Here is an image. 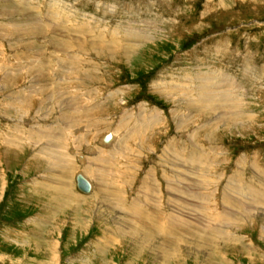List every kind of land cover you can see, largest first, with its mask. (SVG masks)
<instances>
[{"label": "rangeland", "instance_id": "1", "mask_svg": "<svg viewBox=\"0 0 264 264\" xmlns=\"http://www.w3.org/2000/svg\"><path fill=\"white\" fill-rule=\"evenodd\" d=\"M52 10L58 13V19L47 17L45 37H18L28 31L30 37L32 33L23 23L32 24L37 16L45 20ZM12 11L17 12L10 16ZM61 13L69 18L64 21ZM8 24L14 27H9L11 32L7 30L14 36L0 39V66L4 63L1 59L7 58L4 72L17 71L18 77L8 82L0 79V133L10 138L18 126L28 131L37 119L40 128L30 135L27 146L19 148L21 154L15 151L14 156L0 146V153L5 154L0 159V264H264V207L251 203L245 192L255 187L264 193V0H0V25ZM129 31L138 36L137 43L132 42ZM99 36L109 38L107 45L117 37L122 51L130 56L118 51L111 59L92 52H74L82 58L72 60L68 47L54 45L64 40L77 51L82 41L90 44L95 38L93 42L102 43ZM29 40L38 45L36 51L28 49ZM43 41L48 43L44 45ZM26 51H39L31 57L41 56V51L46 54L35 59L34 66L28 61L17 65L20 58L15 60L14 56ZM72 61L76 65L69 70L66 62ZM22 67L25 70L20 71ZM37 70L44 77L29 73ZM165 84L170 94L156 88ZM211 85L215 89H210ZM3 86L9 89L2 91ZM56 87L59 93L53 92ZM184 87L196 92L186 91L184 95ZM199 87L206 92H197ZM32 90L36 93L29 92ZM227 95L234 100H227ZM26 96L45 102L28 106L29 111L20 117L13 108L24 112L20 107ZM55 102H59L57 107H53ZM81 104L89 109L84 114H93L91 117L78 121L76 117L82 113L74 115L75 122L62 126L67 134L57 130L56 138H38L37 144L34 134H42L48 125L57 128L68 107L73 111ZM62 105L61 110L58 107ZM44 106L55 111L47 121L43 117L50 111L43 113ZM155 112L158 118L153 116ZM142 113L148 116L138 118ZM142 119L147 123L144 127L140 126ZM135 130L140 135L132 143ZM141 130L148 139L141 136ZM108 135L113 137L106 143ZM60 144L68 155L62 159L71 166L69 171L67 163L63 177L57 166L63 167L65 162L51 161L49 165L43 156ZM191 145L194 151H190ZM118 147L122 151L116 155ZM206 150L214 157L211 169L205 165L209 159L203 156ZM197 151L202 163L188 169L180 156ZM105 153L112 158L107 159ZM98 156L109 163L97 162ZM119 159V167L124 164L125 170L115 174ZM49 166L58 171L53 172ZM98 169L104 171L105 181L118 182L131 199L137 194L147 197L148 212L159 215L161 210L165 216L168 212L175 220L181 216L205 231L216 226L202 216L209 210L205 204L233 208L234 224L223 229L227 239L207 248L192 238L196 229L189 232L191 236L177 235L187 240L180 247L185 252L179 259L168 256L171 245L166 239L172 237L163 239L159 235L152 244L143 245L126 234L131 225L125 218L129 212L118 205L115 192L119 187H111L113 196L102 191L111 200L91 197L105 183L98 179ZM78 174L92 183L94 191L89 195L77 188ZM189 177L209 180L216 190L215 199L187 197L198 193L194 188L178 192ZM68 186L73 193L65 207L61 205L65 196L59 191L68 190ZM227 186L238 191L234 193ZM51 188L55 191H49ZM226 197L234 198L232 207L224 204ZM241 200L251 205L253 213L249 217L239 210ZM191 225L186 229L195 228ZM151 229L153 224H148V232ZM138 230L141 233V228Z\"/></svg>", "mask_w": 264, "mask_h": 264}, {"label": "bare ground", "instance_id": "2", "mask_svg": "<svg viewBox=\"0 0 264 264\" xmlns=\"http://www.w3.org/2000/svg\"><path fill=\"white\" fill-rule=\"evenodd\" d=\"M15 6H13V8H14ZM10 9H11V7H10ZM16 9H17V5H16ZM8 12H9V10H8ZM15 12H17V11H12V14H10V16H12ZM18 13H22V12H20V10H18ZM62 14V13H61ZM2 15V14H1ZM56 15L58 16V13H54V11L52 10V11H50V15H47L46 17H44L45 18V20H43L42 19V17H38L37 16V19H35V21L32 23V24H28V23H26V24H24L23 23V25H24V27L26 28V27H28V30H30V29H32V33H30L29 34V36L30 37H28V33L30 32V31H28L27 32V34H26V36H24V34H21V36H18V37H20V38H22V39H31V36L32 35H34V36H37V37H41V35L42 36H46L47 34H48V30H47V24L45 23L46 22V19H47V17L49 16V17H53V20H57L58 19V17H56ZM23 16V15H22ZM67 16H68V18H69V15H66V16H63V14H62V18L64 19V21H66L67 20ZM17 17V16H16ZM36 18V17H35ZM38 21H40V22H38ZM29 25H31V26H29ZM9 27H13V26H9V24H8V27L6 26L5 27V25H0V32H2V34L0 35V39H1V37H3L4 39L5 38H10V37H13L14 35L12 34L11 35V33H9L7 30H9L10 31V28ZM21 27V26H20ZM14 28V27H13ZM24 29V28H23ZM14 30V29H13ZM20 30H22V29H20ZM5 31H7V32H5ZM11 32V31H10ZM17 32V31H16ZM22 32V31H21ZM56 32V31H55ZM15 33V32H14ZM23 33V32H22ZM129 33V37H130V39L132 40V42H134V43H137V40H138V36L136 35V34H133V33H135V32H128ZM137 33V32H136ZM16 34V33H15ZM19 34H20V32H19ZM37 34H41V35H37ZM95 35V34H94ZM97 35V34H96ZM115 36V35H114ZM87 37V36H86ZM86 37H85V39H86ZM106 37V36H105ZM96 38H97V36H96ZM46 39H47V37H46ZM55 39H57V40H60V38H58V37H56L55 36ZM90 39V38H89ZM95 38H93L90 42V44H89V41L88 40H86V42H83L82 41V43H81V46H82V48H80L79 50H77V51H73V48H75L74 47V45H71V44H67L68 42L67 41H62L61 40V42L62 43H60V45H59V43H56V44H54V45H56V46H58V48L59 47H61V46H65V47H68L67 49V51H68V54H72V56L70 57L72 60L74 59V60H77V59H80V58H82L81 56H79V55H77V54H75V53H80V54H84V55H90V53L92 52L93 54H95L96 53V56H98V57H101L102 58V56H104V57H106V58H115L116 57V55H117V52L119 51L120 53H123V52H125V53H127V54H123L124 56H130V55H128V52L127 51H122V50H124L123 48H121V46H120V43L118 42V39H117V37L116 38H112L113 40L111 41V42H108V43H110V45H107V43H106V40L108 41V39L109 38H107V39H105V38H103V36L102 37H98V39H100V41L102 40V43L101 42H97L96 43V41L95 42H93V40H94ZM105 39V40H104ZM143 39V38H142ZM130 40V41H131ZM76 41V40H75ZM74 41V42H75ZM98 41V40H97ZM146 41V40H145ZM44 42V45L45 44H47L48 42H45V41H43ZM67 42V43H66ZM8 43V42H7ZM52 43V42H51ZM70 43V42H69ZM133 43V44H134ZM27 44V43H26ZM37 44H39V43H37ZM83 44H85L84 46L85 47H83ZM41 45V44H40ZM39 45V46H40ZM37 46L38 45H34L33 44V42L31 43L30 42V40H29V42H28V49H33L34 51H36V49H37ZM42 47V46H41ZM55 47V46H54ZM131 47V46H130ZM0 48H3V46H2V44H0ZM125 48V47H124ZM61 49H64V48H61ZM134 49H136V48H134ZM31 52V54H33V53H37V52H39V51H37V52ZM66 51V52H67ZM122 51V52H121ZM133 51H135V50H133ZM30 52V51H29ZM29 52H27L26 51V53H24L22 56L21 55H17L16 53V55L14 56V59L15 58H20L19 60H17L16 62H17V65H18V63H20V64H22L23 63V65H24V63L26 62V61H28V64H29V66H34L35 64H34V60L35 59H38V58H40V57H42L43 55H45L46 53L43 51H41L40 52V54H41V56L40 55H32V57H31V54L29 53ZM75 52V53H74ZM25 54H27V55H25ZM4 55V54H3ZM74 55H75V57H74ZM133 55V54H132ZM121 56V55H120ZM30 57V58H29ZM132 57V56H131ZM5 58V57H4ZM23 58V59H22ZM91 58H94L92 55H91ZM124 58V57H123ZM1 60H3L4 61V63H2L3 64V66H0V76H2L0 79H2L3 81H5V82H8V81H14V78L17 76V71H16V74H8V73H5L4 72V68L6 67V66H8V59L6 58V59H1ZM16 60V59H15ZM96 60V59H95ZM107 61V60H106ZM249 61V60H248ZM41 66H43V67H45L44 66V63H41L40 64ZM66 65L69 67V70L74 66L75 67V65H76V62L75 61H72V62H66ZM13 66V65H12ZM17 67H19V66H17ZM27 67V66H26ZM23 69H19L20 71H22V70H25V67H22ZM31 68H33V67H30V69ZM34 68H37V67H34ZM45 69V68H44ZM72 70V69H71ZM3 73V74H2ZM29 73L30 74H32V75H35L37 78H42V77H44L43 76V72L41 71V70H37V71H29ZM248 73V72H247ZM18 77V76H17ZM208 77H210V76H208ZM248 77V76H247ZM259 77V76H258ZM210 78H212V80L213 79H217V78H213V77H210ZM19 79H20V77H19ZM98 79L96 78V80L95 81H97ZM100 80V79H99ZM258 80V79H257ZM197 81V80H196ZM231 82V81H230ZM163 83V82H162ZM193 84V83H192ZM233 84V83H232ZM231 84V85H232ZM189 86V85H188ZM233 87V86H232ZM156 88L157 89H159V91L160 92H162V93H165V92H168L169 93V86L167 85V84H165L164 86L163 85H156ZM209 88L210 89H215V86H213V85H211V86H209ZM9 88L8 87H6V86H3V87H1V90L3 91V90H8ZM233 89H234V87H233ZM182 93H184V95L186 94V91L188 92V93H190V92H196V89H190V88H188V87H184L183 89H182ZM234 91H235V89H234ZM30 93H36L35 92V90H32V91H29ZM53 92L54 93H59L58 92V89H57V87L55 88V89H53ZM197 92H201V93H204V92H206V90H205V88H202V87H199V90L197 91ZM216 92V91H215ZM182 93H180L181 95H182ZM217 93H219V92H217ZM227 93V92H226ZM170 94V93H169ZM226 95V94H225ZM224 95V96H225ZM169 96V95H168ZM178 96V95H177ZM193 96V95H192ZM232 95H231V97H229L228 95H227V100H230V101H232ZM234 100V99H233ZM42 101H43V103L45 102V100L43 99V98H41V99H38V98H36V97H33V96H26L25 97V99H23L22 101H21V107H20V109H24V112H21L20 110H18V109H16V108H13V110L14 111H16L17 113H18V115L21 117L23 114H25V112H28L29 111V109H30V107H28V106H34V105H36L38 102H40V103H42ZM190 101V100H189ZM80 102V101H79ZM236 102V101H235ZM36 103V104H35ZM55 105L53 106V107H57V105H59V102H55L54 103ZM27 105V107H25ZM71 106H73L72 104H71ZM40 107V106H39ZM74 107V106H73ZM86 107V105L85 104H81V106L79 107V106H76V109L75 110H71V108H69L68 107V110H67V113H66V111H65V113L67 114V115H65L64 117H62V122L60 121V123H58V127L57 128H54V127H49V125L48 126H46V128H45V130H43V133L42 134H34L33 135V138L34 139H36V142H37V144L40 142L39 140H38V138H49V137H51V138H56V136H57V130H61L60 131V133H61V135H65V134H67V130L66 129H64V127H62L63 125H67V123H69V122H75V119L76 118H78V121H81V119H83V120H85V119H88V117H91L90 115H93V114H90V115H88V114H84V113H86V111H88L89 109L88 108H85ZM59 109H64L63 108V105L62 106H60V107H58ZM140 109H143L144 108V106H140L139 107ZM31 109H33V108H31ZM48 109H50V107H46V106H44V107H42L41 108V110H43V113H46L47 111H50L48 114H47V116H46V118H44L43 117V119H45L46 121H47V118L49 119V116H50V114L52 115L53 113H51V111L52 112H55L54 110H48ZM8 111H12V109L11 108H8L7 109ZM86 110V111H85ZM147 112V111H146ZM82 113V114H81ZM139 113H141V112H139ZM79 114H81L80 115V118L79 117H76L75 118V116L74 115H79ZM96 114V113H95ZM29 115V114H28ZM144 114L142 113V114H139V116H138V118H141L142 116H143ZM144 116H148L147 114H145ZM153 116H157V118L159 117L158 115H157V113L155 112V115H153ZM73 118V119H72ZM85 118V119H84ZM133 118V117H132ZM137 120V119H136ZM160 120V119H159ZM38 119L37 120H34V121H32L33 122V124L32 125H30V128H29V130L27 131V130H23V129H21L19 126H18V128L16 129V133L14 134V133H12L11 132V135H10V138L9 137H7L4 133H0V141L2 142V143H0V146H2V147H5V150H7L9 153H11L12 155H14L13 154V152H15L16 151V154H18V153H22L23 151H20V147H21V150H22V147H24V146H27L28 144H29V142H30V135L31 134H33L34 133V130L35 129H39L40 127H38ZM85 122V121H84ZM79 123V122H78ZM145 124H147L146 123V120H143L142 119V121H141V123H140V126H142V127H144V125ZM150 124V123H149ZM148 124V125H149ZM73 125V124H72ZM39 126H40V124H39ZM97 126V124L94 126V128ZM7 127V126H6ZM9 127V126H8ZM24 127V126H23ZM147 127V126H146ZM148 128V127H147ZM69 129V128H68ZM137 131V132H136ZM142 131V130H141ZM144 131V130H143ZM142 131V132H143ZM147 131V130H146ZM141 132V133H142ZM133 133V137H132V139L130 140L132 143L134 142V141H137L138 140V137H139V135L140 134H138L139 132H138V130H135L134 132H132ZM157 134H160V132H156ZM131 135V134H130ZM146 136V139H148L147 137V135L146 134H144V132H143V135L141 134V136H143V137H145ZM152 136V135H151ZM113 136H110V135H108V136H106L105 137V139H104V141L107 143V142H110V140H111V138H112ZM134 138V139H133ZM142 142V141H141ZM13 144V145H12ZM125 144V143H124ZM120 146V145H119ZM193 148L190 150V151H194L195 150V146H193V145H191ZM11 149V150H10ZM55 149H57L59 152H55ZM65 149V146H64V144H60V145H55V147L53 148V149H48L47 151H45L44 152V157H46L48 160H50V161H47V159H46V161L45 162H47L49 165H50V162L51 163H53V162H55L56 164L58 163H63V162H65V165H62L63 167H61V166H57V167H59L58 169H59V171H60V173L62 174V177L63 176H66L65 174L67 173V172H65V169H66V166H67V163H69V162H67V161H65V160H63L65 157H68V155L66 156V154L64 153V150ZM118 153L116 154V155H118L119 154V152L120 151H122V148H119L118 147ZM128 150H125L124 152H127ZM5 152V151H4ZM210 153H211V151H209ZM207 150L206 151H203V156H205V157H209V159L207 160L208 162L207 163H205V165L207 166V168H210L211 169V164L213 163V160H214V157H213V155L212 154H210ZM129 153H130V151H129ZM4 154V153H3ZM38 154V153H37ZM99 154V156L100 157H104L103 155L104 154H100V153H98ZM106 154V158L107 159H109V158H112V154H107V153H105ZM14 156H16V155H14ZM96 157V160H97V162H100V163H102L103 165L105 164L104 162H106L107 160L105 159V158H103L101 161H100V157ZM4 157H5V154H4V156H2V154L0 153V159H4ZM43 157V158H44ZM120 157L121 158H126V159H128L125 155H120ZM183 160H185V162L186 161H188V162H183L184 164H185V166L188 168V169H193V164H195L196 162L198 163V164H201L202 163V159H201V157L199 156V153H198V151L197 152H192V153H190L189 152V154L188 155H186V154H184V155H181L180 156ZM37 158H38V155H37ZM63 158V159H62ZM69 160V159H68ZM108 162V161H107ZM114 162H116V161H114ZM113 162V163H114ZM122 161H121V159H119V160H117V165H116V167H117V170L116 171H114L115 172V174L116 173H122L124 170H125V167H124V164L122 165V167L120 166L119 167V163H121ZM210 162V163H209ZM109 163V162H108ZM72 165V164H71ZM254 165H256L257 167L259 166V164L258 163H255ZM68 166H69V168L71 167L70 166V163L68 164ZM180 166H182V165H180ZM190 166V167H189ZM50 167V170L52 169V171L54 172V171H58V170H56V167H52L51 168V166H49ZM124 169V170H123ZM71 170V168L69 169V171ZM112 170V169H111ZM64 171V172H63ZM68 171V170H67ZM68 171V172H69ZM56 173V172H55ZM64 173V174H63ZM98 173H101V170L100 169H98ZM104 173V171H102V173H101V175H100V178H98V179H100V181H103V182H105V183H102V184H100L99 185V187H97L96 188V190H95V196H91L92 198H94L95 200H96V198H98L99 200H102V199H104V200H109L110 198H108L107 196H108V193H109V195L110 196H113V192H111V187L113 188L114 186L115 187H119L118 188V190H117V192H115V195L116 196H118V198L117 199H119V203H118V205L119 206H121L124 210H127L128 212H129V215H127V213H126V215H125V218H126V220H127V223H129L130 225H131V227H129V231L128 232H126V234H127V236H130L132 239H134V240H139L143 245H146V244H152V242L159 236V235H161L162 236V238L163 239H166L167 237H172L171 238V240H169V238L168 239H166V241H167V243L169 244V245H171V248H170V246H169V248H170V250H168V251H171V252H169L168 253V256H172V257H169L170 259L171 258H174V259H176V258H180V257H183V253L185 252V249H184V252H183V250L181 251L180 250V247H182V245L184 244V242H187V240H184V239H181V237H177V235H180V236H182L181 234H183V233H186V234H188V235H190L191 236V234L192 233H189L192 229H196V233L194 234V237H192L193 239H196V241H198V242H202V244H206V246H207V248H208V246L210 247V248H212L213 246H217L215 243L216 242H218V241H223V239H227V237H224V235H225V233H226V227H229V228H231L232 226H230V225H232V224H234V223H232V221H234V217H236V216H234V214L232 213V211L233 210H231V209H233V208H228V207H226V206H223V207H221V206H217V207H215V205H209V204H205V206H206V208H209V210H206V214H204L203 213V215L202 216H204L205 218H206V222L208 223V224H210V225H214L215 223H216V226H212L211 227V230L210 231H205V228L204 229H202L201 227H198V225H194V224H192V223H189V222H186L185 220H183L182 218H181V216H179L176 220L174 219V218H172L171 216H170V214L167 212V214L168 215H164V212L163 213H161V210H160V214L159 215H154V213H152V212H148V208L146 207V206H148V204L150 203V201H149V199L147 198V197H145V196H143V195H140V194H137L138 195V197L137 198H135V199H131L132 197H130L129 195H128V191L125 189V188H121L120 186L121 185H119L118 184V182L116 183V184H114V182L113 181H111V182H107V181H105V175L103 174ZM108 174V173H107ZM114 174V173H113ZM177 174V173H176ZM111 175H112V173H111ZM78 176H80L81 178H83L86 182H87V184L89 185V191L88 192H84V191H82V190H80L78 187V189L82 192V193H85V194H87V195H89L90 193H92V191H94L93 190V185H92V183L88 180V179H86V177H84L82 174H78L77 176H76V178L78 177ZM116 176V175H115ZM120 176V175H119ZM175 176V175H174ZM174 176H172V177H174ZM177 176V175H176ZM112 177H114V176H112ZM168 177V176H167ZM118 178V177H117ZM166 178V177H165ZM164 178V179H165ZM174 178H176V177H174ZM190 178V177H189ZM186 178L185 179V183H184V188L183 189H176L178 192H181V193H184V192H188V190H190V188H194L193 190H197L198 189V193L195 191L194 193H195V196H193V195H191V194H188L187 195V197H193V198H196V199H198V200H200V201H206V200H208V199H210V198H212V199H215V194L216 193H214V192H216V190L214 189V188H212L211 187V182L209 181V180H207V179H205V180H202V181H197L195 178ZM254 177H252V179H253ZM178 179V178H177ZM252 179H251V181H252ZM109 180V179H108ZM182 180V179H181ZM256 180V179H255ZM113 182V183H112ZM119 182H121L120 180H119ZM112 183V184H111ZM121 184V183H120ZM124 184V183H123ZM123 184H122V186H123ZM129 185V184H128ZM34 187V186H33ZM69 188H67L68 190H65L64 188L63 189H61L60 191H59V194H63L62 196H65L62 200H61V205H65V207H67V205L68 204H65V203H69V201H71V198H72V193H71V189H70V186H68ZM227 187H230V186H227ZM126 188H130V187H126ZM226 188V187H225ZM201 189H204V190H202L201 191ZM230 189L234 192V193H236L237 191H238V188L237 187H230ZM50 190H52V191H55V190H53V188H51V189H49V191ZM66 191H68V194H66ZM101 191V192H100ZM102 191H106V192H108V193H104V192H102ZM245 192H246V194H247V196H248V199H251V203H253L254 205L256 204L257 205V207H259V206H261V207H264V193H262V192H260L257 188H255V187H249V188H247L246 190H245ZM100 194V196L98 197L96 194ZM57 193H55V195H56ZM127 195L129 196V199H130V201L128 202V200H127ZM53 196V195H52ZM51 196V197H52ZM249 196H251V197H249ZM61 197V196H60ZM89 198V197H88ZM112 198V197H111ZM113 199V198H112ZM115 199V198H114ZM195 199V200H196ZM91 200V199H90ZM111 200V199H110ZM81 201V200H80ZM84 201V200H83ZM214 201V200H213ZM245 200H241V202H240V207H239V210L242 212L243 210V212L245 213V215H247L248 217L251 215V213H253V212H251V205L249 206V204L248 203H246V202H244ZM249 201V200H248ZM107 202H110V201H107ZM147 202H148V204H147ZM207 202H210V201H207ZM225 203L224 204H228V205H230L231 207H232V204L235 202V200H234V198L233 197H226L225 198V201H224ZM58 203V202H57ZM212 203V202H211ZM113 204V203H112ZM252 204V205H253ZM81 205V204H80ZM145 205V206H144ZM197 205V204H196ZM57 206V205H56ZM78 206V205H77ZM199 206L200 205H198V206H196L195 208L196 209H198L199 208ZM73 207H75V206H73ZM219 207V208H218ZM230 209V210H229ZM253 209V208H252ZM257 209H260V208H257ZM122 210V209H121ZM213 210H216V211H213ZM82 211H84V210H82ZM163 211V210H162ZM201 212V211H200ZM236 213V212H235ZM243 214V213H242ZM249 214V215H248ZM80 215V214H79ZM186 217V216H185ZM238 218H240V216H238ZM243 219V218H242ZM201 220V219H200ZM200 220H196V221H198V223H200L201 221ZM76 221V220H75ZM200 221V222H199ZM210 221H213V222H215V223H212V222H210ZM243 221H245L244 219H243ZM79 222H81V220H80V218H79V220H78V223ZM218 223V224H217ZM240 223V222H239ZM148 224H153V229H151V231H149L148 232ZM192 224V225H191ZM129 225V226H130ZM191 225V227L192 226H195V228H187L186 229V227H188V226H190ZM217 226H220V227H217ZM238 227V226H237ZM139 228H141V233H139L140 232V230H138ZM240 228V227H239ZM223 229H225V230H223ZM233 229V228H232ZM189 230V231H188ZM235 230V229H234ZM201 233V235L200 234H198V233ZM228 233V232H227ZM200 237H202V239L200 240ZM224 237V238H223ZM235 239V238H234ZM211 241V242H210ZM150 242V243H149ZM165 242V241H164ZM228 242V241H227ZM239 242V241H238ZM219 243V242H218ZM221 244V243H220ZM184 245H186V244H184ZM187 247H189V246H187ZM141 248H139V250H140ZM182 249V248H181ZM51 250V249H50ZM145 250V249H144ZM167 251V252H168ZM209 251V250H208ZM210 252V251H209ZM142 253V252H141ZM102 255H103V253H102ZM52 258V257H51ZM178 258V259H179ZM165 260H167V259H165ZM164 263V262H163Z\"/></svg>", "mask_w": 264, "mask_h": 264}, {"label": "water", "instance_id": "3", "mask_svg": "<svg viewBox=\"0 0 264 264\" xmlns=\"http://www.w3.org/2000/svg\"><path fill=\"white\" fill-rule=\"evenodd\" d=\"M76 186H77L80 190H82V191H84V192H88V191H89V185H88L87 182H86L83 178H81L80 176H78V177L76 178Z\"/></svg>", "mask_w": 264, "mask_h": 264}]
</instances>
